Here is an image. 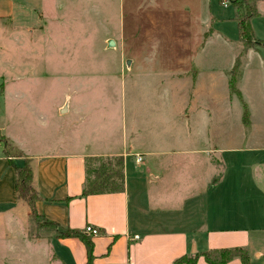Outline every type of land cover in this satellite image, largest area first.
Returning <instances> with one entry per match:
<instances>
[{
	"label": "crops",
	"instance_id": "crops-1",
	"mask_svg": "<svg viewBox=\"0 0 264 264\" xmlns=\"http://www.w3.org/2000/svg\"><path fill=\"white\" fill-rule=\"evenodd\" d=\"M24 3L36 6V0H0V40L13 37L9 31L17 27L14 17ZM256 8L262 17L258 5ZM208 18L206 25L216 37L226 40L225 18L215 12ZM231 22L235 23L234 18ZM14 31L17 33V28ZM234 31L238 37L235 26ZM201 46L175 53L168 49L141 51L136 45L127 49L129 82L132 87L145 89L150 123L140 122L139 115L130 114L131 129L121 142L114 144L110 133H106L99 145L85 143L77 150L29 152L22 145H19L22 149L14 148L30 161L32 186L39 196L35 206L41 217L63 229L85 233L84 228L91 225L99 230L98 236L85 233L93 242L91 264H173L184 255L196 256L195 264H209L203 252L235 247L246 250L249 264H264V222L247 224L243 222L246 218L239 221L230 218L244 214L230 208V182L235 185V179H226L230 168L233 175L241 174L237 170L241 163L229 155L243 151L240 136L247 128L242 122L243 103L250 128L254 119L264 117V101L261 98L254 101L245 90L247 80H252L253 68L257 67L258 75L264 77V49L258 46L244 49L241 42L233 52L225 51L226 59L221 64L206 58L212 51L205 48V43ZM236 63L240 65L235 80L240 96L230 90ZM8 68L13 67L0 60V70ZM20 77L17 72L14 80L0 74L3 101L9 85L19 84ZM158 91L161 97H157ZM128 102L132 105L138 101L130 97ZM63 104L60 110L65 108ZM261 109L263 115L257 116ZM159 119L174 120L173 128L156 127ZM117 156L123 158L122 188L93 190L84 195L101 164ZM10 158L16 165L24 160L6 156L1 145L0 208L3 209H12L23 200L15 190L16 174ZM28 215L30 231L38 234L30 241L34 243L35 256L42 259L45 254L48 258L52 256L49 262L53 264L87 263L82 240L61 236L58 230L37 229L30 209ZM224 264L243 263L235 256Z\"/></svg>",
	"mask_w": 264,
	"mask_h": 264
},
{
	"label": "rangeland",
	"instance_id": "rangeland-1",
	"mask_svg": "<svg viewBox=\"0 0 264 264\" xmlns=\"http://www.w3.org/2000/svg\"><path fill=\"white\" fill-rule=\"evenodd\" d=\"M256 4L262 17L256 13L251 27L255 37L264 38V0ZM19 11L14 17L17 27L9 31L16 37L0 40V60L13 67L0 70V74L10 79L16 72L21 76L19 84L9 85L4 101L0 98V146L17 158L25 155L20 156L14 148L29 152L77 150L85 143L99 145L106 133L117 144L131 129L133 113L149 124L145 89L130 84L128 48L136 45L141 51L168 49L175 53L196 50L205 43L212 51L206 58L222 64L225 51L241 46L234 31L238 8L232 0H36V6L24 3ZM214 12L226 20V40L216 37L206 25ZM256 46L264 49V45ZM239 66L236 63L233 70L235 80ZM258 72L253 68L245 90L254 101H264V77ZM156 95L162 96L159 91ZM130 97L138 102L130 105ZM63 103L66 106L60 110ZM261 110L257 116L263 115ZM156 122V127L166 125L167 130L174 124V120ZM249 123H244L247 128L240 136L243 151L229 155L241 163L237 165L241 174L233 175L230 168L226 179H235V185L230 182V208L244 214L230 218L258 224L264 222V117L254 119L251 128ZM3 208L0 264H53L49 262L52 256L45 254L42 259L34 255L30 241L38 234L30 231L27 204L22 200L12 209Z\"/></svg>",
	"mask_w": 264,
	"mask_h": 264
},
{
	"label": "trees",
	"instance_id": "trees-1",
	"mask_svg": "<svg viewBox=\"0 0 264 264\" xmlns=\"http://www.w3.org/2000/svg\"><path fill=\"white\" fill-rule=\"evenodd\" d=\"M233 5L238 8V14L236 15L238 38L242 42L244 49L252 48L256 45H264V39H257L254 36L251 19L256 15V0H232ZM230 90L232 93L240 96L238 89L235 84V77L232 75L230 80ZM244 106L243 121L248 122L247 110ZM6 141V138H5ZM6 156H9L8 151L4 149ZM20 156L21 153L19 152ZM10 164L14 167L16 178H15V190L17 196L23 199L29 209L30 216L36 222L37 229L45 228L49 230H58L59 234L64 237H77L83 241L87 250L88 261L86 264H91L92 258V248L93 242L91 238L85 233L70 228H60L59 225L54 222L41 217L36 209L35 203L39 196L37 191L32 186V169L30 166V161L28 158H24L21 165H16L9 159ZM103 165V166H102ZM107 166V167H106ZM124 179L123 174V158L122 156H117L112 159H107L105 164L101 166L96 171V177L91 188H86L83 194L91 193L93 190L95 192H102L104 190H116L122 188V183ZM204 259L209 264H224L235 256H238L243 264H249L248 254L245 249L242 248H223V249H211L209 251L202 253ZM196 256H181L176 259L173 264L185 263V264H195Z\"/></svg>",
	"mask_w": 264,
	"mask_h": 264
},
{
	"label": "built area",
	"instance_id": "built-area-1",
	"mask_svg": "<svg viewBox=\"0 0 264 264\" xmlns=\"http://www.w3.org/2000/svg\"><path fill=\"white\" fill-rule=\"evenodd\" d=\"M141 160V157L140 156H137V161H140ZM84 232L86 234H89L91 236H98L100 233H99V230L96 228V227H93L91 225H87L85 228H84ZM135 238H137V236H135Z\"/></svg>",
	"mask_w": 264,
	"mask_h": 264
}]
</instances>
